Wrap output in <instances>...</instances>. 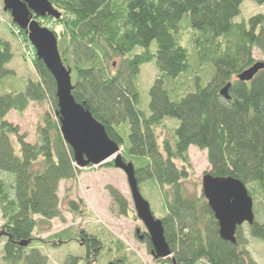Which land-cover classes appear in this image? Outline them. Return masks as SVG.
<instances>
[{"label":"trees","instance_id":"16d2710c","mask_svg":"<svg viewBox=\"0 0 264 264\" xmlns=\"http://www.w3.org/2000/svg\"><path fill=\"white\" fill-rule=\"evenodd\" d=\"M49 1L60 11L57 44L63 64L70 68L74 99L122 146L139 189L143 182L159 189V218L173 258L162 261L258 264L247 250L243 223L236 227L234 242L222 238L201 189L189 191L185 180L188 147L194 145L206 150L205 172L230 175L245 184L252 210L257 197H264V68L250 79L237 78L257 61L253 50L264 51V10L240 17L243 0ZM252 1L264 5V0ZM9 23L14 24L10 15ZM28 46L33 50L35 77L21 79L8 66L13 52L0 36V261L4 264H47V255L34 245L45 240L36 233L48 231L53 218L63 220L59 182L74 180L80 170L60 131L55 79L30 42ZM147 62H152L156 75L147 89L144 110L137 78ZM226 84L227 97L220 93ZM31 101L49 106L35 127L33 141L6 119L10 110L22 112ZM166 120H171L170 127ZM105 187L118 212L127 213V198L115 186ZM81 202L69 198L67 208L81 213ZM246 224L248 234L264 243V219L254 217ZM142 235L150 248L146 231ZM48 237L51 244L76 240L84 248L82 254H66L61 264H95L103 247L97 235L83 229L64 228ZM108 264L126 262L115 258Z\"/></svg>","mask_w":264,"mask_h":264},{"label":"rangeland","instance_id":"374dc122","mask_svg":"<svg viewBox=\"0 0 264 264\" xmlns=\"http://www.w3.org/2000/svg\"><path fill=\"white\" fill-rule=\"evenodd\" d=\"M2 5L0 0V36L9 41L13 52V57L8 66L14 69L18 78L35 77L33 58L29 52L31 48L28 46L27 36L24 37V33L20 31L22 29L15 23L13 25L9 23V13L3 11ZM240 9V17H245L251 13L264 10V5L259 6L252 0H243ZM37 19L41 25L54 29L57 33V39L61 40V25L58 23L57 18L46 16ZM182 37L183 43L187 46L185 34ZM253 54L257 60L264 61V51L254 49ZM155 75L156 70L152 62L143 63L140 66L137 82L140 91V103L144 110H147V89ZM2 92L3 90L0 87V93ZM48 107L47 102L31 101L22 112L10 110L6 115V119L18 125L20 132L25 133L27 140L33 141L35 139V127L40 121L41 114ZM166 124L170 127L171 120H166ZM162 131L166 132L165 130ZM11 138L13 141L15 140L14 136ZM120 152L122 154V146H120ZM187 152L189 177L185 180V184L189 191L197 190L199 192L201 177L209 167L206 150L189 145ZM107 184L118 188L127 198V213L120 214L118 212L117 205L113 202L105 187ZM140 191L149 200L154 215L159 217L162 211V201L158 187L155 184L143 182ZM58 195L63 220L53 218L48 231L36 233L45 241L34 243L47 255V264H61L66 254H82L84 251L81 243L76 240L65 243L59 242L56 245L51 244L52 239H49L48 236L64 228L70 230L83 229L85 232L99 237L103 247L95 264H108L109 261L115 258H123L126 264H170L167 261L154 259L143 237H140L146 231V228L136 215L125 173L120 168L106 165L105 162L81 167L74 180H61L59 182ZM69 198H79L82 201L80 205L82 208L81 213L72 212L67 208ZM256 200L257 202L253 206L254 217L256 220L262 221L264 219V197H257ZM1 221L0 218V223ZM242 229L247 238L246 247L250 255L258 264H264V243L248 234L246 223L242 224ZM1 244L2 238H0V247ZM116 247H119L120 250H115ZM0 264L4 263L0 261ZM198 264L206 263L200 260Z\"/></svg>","mask_w":264,"mask_h":264},{"label":"water","instance_id":"95a60500","mask_svg":"<svg viewBox=\"0 0 264 264\" xmlns=\"http://www.w3.org/2000/svg\"><path fill=\"white\" fill-rule=\"evenodd\" d=\"M1 1L3 11L8 12L11 21L24 30L36 57L44 62L55 79L60 131L72 148L75 164L81 168L112 161L114 167L120 168L125 173L136 215L149 236L151 253L156 258H172L161 218L154 215L149 201L140 192L132 162L123 159L119 144L107 135L103 124L83 103L74 99L70 68L62 62L57 36L37 19L46 16L58 18L60 11L49 0ZM260 68H264L263 60L255 61L238 73L237 78L250 79ZM227 86L220 90L225 97ZM201 191L217 220L219 235L234 242L236 227L244 222L250 224L254 219L253 200L245 184L230 175L214 176L205 172L201 177Z\"/></svg>","mask_w":264,"mask_h":264},{"label":"flooded vegetation","instance_id":"af4514ba","mask_svg":"<svg viewBox=\"0 0 264 264\" xmlns=\"http://www.w3.org/2000/svg\"><path fill=\"white\" fill-rule=\"evenodd\" d=\"M142 237H143V235L141 234V238H142ZM151 248H152V245H151V247L149 248V252H150V254L152 255V257H153L154 259H156V260H163V259L167 258V257H165V258H156V257H154L153 254L151 253ZM168 258H171V257H168Z\"/></svg>","mask_w":264,"mask_h":264},{"label":"built area","instance_id":"2783aa9c","mask_svg":"<svg viewBox=\"0 0 264 264\" xmlns=\"http://www.w3.org/2000/svg\"><path fill=\"white\" fill-rule=\"evenodd\" d=\"M30 48H31V47H30ZM29 52H30L31 55H33V50H32V48H31V50H30Z\"/></svg>","mask_w":264,"mask_h":264}]
</instances>
